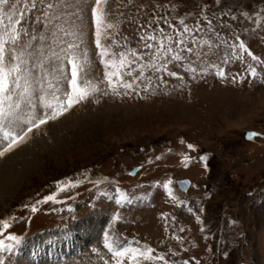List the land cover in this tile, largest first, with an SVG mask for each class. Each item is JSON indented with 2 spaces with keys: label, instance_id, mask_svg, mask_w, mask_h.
<instances>
[{
  "label": "rangeland",
  "instance_id": "obj_1",
  "mask_svg": "<svg viewBox=\"0 0 264 264\" xmlns=\"http://www.w3.org/2000/svg\"><path fill=\"white\" fill-rule=\"evenodd\" d=\"M30 2L9 0L4 12L11 13L16 4L31 17L23 26L37 35L43 32L49 43L51 31L33 22L40 13L28 11ZM205 3L217 16L225 12V27L219 28L215 19L213 25L229 43L232 34H239L264 58V18L254 22L256 13L264 12V0H221L219 6L214 0H108L109 22L116 25L108 30V48L135 50L147 59L141 25L158 14L177 24L183 16L191 24L192 14H199ZM229 12L237 19L230 20ZM84 23V42L77 51L85 70L81 79L99 82L104 68L90 11L84 13ZM196 35L201 42H218L206 25ZM198 50L206 52L207 46L201 43ZM185 55L183 64H168L182 80L146 71L151 89L82 102L0 158V221H9L8 228L0 224V239L14 244L11 251L0 252L5 264H105L112 256L105 232L119 247L150 246L154 255L164 253L176 264H264V65L242 52L244 58L237 59L222 45L211 58L226 67L227 79L214 70L201 77L206 58ZM189 63L197 67L195 75L183 66ZM250 64L260 74L256 78L247 72ZM131 71L132 76L139 73L135 65ZM249 132L260 135L249 138ZM104 177L108 180L94 187ZM67 179L83 183L58 192L57 181ZM183 180L190 182L187 190L178 186ZM117 188L130 199L117 204ZM52 193L56 199L43 200ZM117 211L119 220L114 219ZM9 235L20 241L8 240ZM142 264L157 262L143 259Z\"/></svg>",
  "mask_w": 264,
  "mask_h": 264
},
{
  "label": "snow or ice",
  "instance_id": "obj_2",
  "mask_svg": "<svg viewBox=\"0 0 264 264\" xmlns=\"http://www.w3.org/2000/svg\"><path fill=\"white\" fill-rule=\"evenodd\" d=\"M8 3L9 0H0V158L26 144L32 139L34 132L39 131L50 121L65 116L74 106L82 102L91 99L99 103L100 98L109 95L123 98L133 94L139 95L140 92L151 89V77L145 75L146 71H151L153 75L167 72L168 76L182 80L183 77L178 72L168 70V64L174 61L183 64L188 59L185 53L195 55L197 60L203 61L206 58V62L199 69L201 77L214 70L217 76L227 79L226 67L211 58L222 45H227L233 50L237 59L244 58L242 52L250 56L253 61L264 65V58L255 55L239 34H232L231 43L227 35H221V32L214 27L213 21L215 19L219 28L223 29L225 22L222 18L225 12L221 11L217 16L209 11L210 6L207 3L202 5L199 14H192L191 24L186 22L183 16L179 17L177 24L168 16L158 14L141 25L143 34L140 39L144 48L149 50L147 59L144 53L131 49L109 50L106 37L111 36L108 30L115 28L116 25L109 22L111 9L107 7L108 0H94V5H89L88 0H58L57 3L31 0L30 7L27 4L25 7L29 12L35 10L40 13L35 16L33 22H42L44 30L51 31L49 43H45L47 37L43 32L37 35L35 29L30 32L23 26L22 22L31 17H26L24 10L17 9L16 4L12 5L11 13H5L4 7ZM128 3L132 4V0H128ZM214 3L219 6L221 0H214ZM155 7L166 6L156 4ZM58 9L59 13H57ZM69 9L74 11L70 12ZM86 11H90V21L94 25L95 47L104 68L103 80L99 82L81 79L85 70L77 51L84 42ZM243 15L252 19L247 12ZM197 16L199 18H196ZM228 17L230 20L237 19L231 12L228 13ZM256 18L254 22L258 23L259 19L264 18V12L256 13ZM69 21H71L70 26L65 28L63 24ZM205 25L215 34L218 42L211 39L200 41L196 33L204 29ZM227 27L231 28V24ZM201 43L207 46L206 52L198 50ZM222 63L226 65L227 60H223ZM132 65L139 69L138 75L132 76ZM183 66L194 75L197 73V67L191 63ZM247 72L252 78L260 75L257 68L251 64L247 66ZM157 78L163 80L162 75ZM260 78L264 80V75ZM231 79L235 82L237 77L232 76ZM240 79L243 80L244 76ZM65 84L67 88L62 87ZM141 85L143 87H140ZM258 135L260 133H248L249 138ZM194 147L195 145L188 144V148ZM107 180L108 177L95 180L94 187ZM80 183H83V180L57 181V191L62 192ZM171 183L168 181L169 185ZM117 192L119 193L117 204L130 199L121 189L117 188ZM102 195H107V192ZM54 199L56 193L43 197L44 201ZM32 210H37L35 204ZM114 219H120L118 211ZM197 219L200 217L198 216ZM0 224L3 228L9 227L8 220H2ZM3 228H0V231H3ZM7 239L15 243L20 241V237L15 235H9ZM177 239L179 240L180 237ZM104 244L112 253L110 261H105V264H128V261L131 264H142L143 259H155L157 264H176L175 260L170 261L164 253L154 255L155 250L150 246L142 249L119 247L115 238L108 232L104 234ZM13 247L14 244L5 243L0 239V252L11 251ZM0 264H5L3 256H0ZM182 264H191V262L185 260ZM196 264H199V261H196Z\"/></svg>",
  "mask_w": 264,
  "mask_h": 264
},
{
  "label": "water",
  "instance_id": "obj_3",
  "mask_svg": "<svg viewBox=\"0 0 264 264\" xmlns=\"http://www.w3.org/2000/svg\"><path fill=\"white\" fill-rule=\"evenodd\" d=\"M178 184L182 190H187L190 182L188 180H183V181H179Z\"/></svg>",
  "mask_w": 264,
  "mask_h": 264
},
{
  "label": "trees",
  "instance_id": "obj_4",
  "mask_svg": "<svg viewBox=\"0 0 264 264\" xmlns=\"http://www.w3.org/2000/svg\"><path fill=\"white\" fill-rule=\"evenodd\" d=\"M233 225H234V223H233Z\"/></svg>",
  "mask_w": 264,
  "mask_h": 264
}]
</instances>
